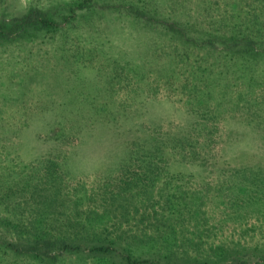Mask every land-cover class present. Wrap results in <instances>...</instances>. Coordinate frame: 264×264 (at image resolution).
<instances>
[{
  "label": "rangeland",
  "instance_id": "1",
  "mask_svg": "<svg viewBox=\"0 0 264 264\" xmlns=\"http://www.w3.org/2000/svg\"><path fill=\"white\" fill-rule=\"evenodd\" d=\"M0 264H264V0H0Z\"/></svg>",
  "mask_w": 264,
  "mask_h": 264
},
{
  "label": "trees",
  "instance_id": "2",
  "mask_svg": "<svg viewBox=\"0 0 264 264\" xmlns=\"http://www.w3.org/2000/svg\"><path fill=\"white\" fill-rule=\"evenodd\" d=\"M44 23H46V22H44Z\"/></svg>",
  "mask_w": 264,
  "mask_h": 264
}]
</instances>
